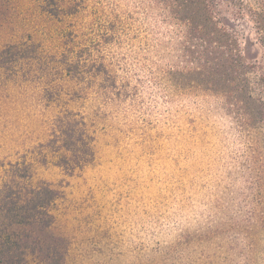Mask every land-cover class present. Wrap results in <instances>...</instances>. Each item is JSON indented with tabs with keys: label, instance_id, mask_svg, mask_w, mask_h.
Instances as JSON below:
<instances>
[{
	"label": "rangeland",
	"instance_id": "374dc122",
	"mask_svg": "<svg viewBox=\"0 0 264 264\" xmlns=\"http://www.w3.org/2000/svg\"><path fill=\"white\" fill-rule=\"evenodd\" d=\"M136 2L0 0V179L56 192L20 264H264V126L179 83L193 53Z\"/></svg>",
	"mask_w": 264,
	"mask_h": 264
},
{
	"label": "trees",
	"instance_id": "16d2710c",
	"mask_svg": "<svg viewBox=\"0 0 264 264\" xmlns=\"http://www.w3.org/2000/svg\"><path fill=\"white\" fill-rule=\"evenodd\" d=\"M136 5L176 29L178 53H193L179 83H193L202 94L218 98L243 127L264 126V58L251 55L264 53V0H137ZM129 18L135 20L134 14ZM115 29V22L106 27L107 43ZM37 47L30 51L27 43H10L2 52L35 53ZM60 133L73 138L78 129L65 121ZM92 154L88 143L74 164L88 162ZM9 167L0 179V264H20L32 242L30 225L44 230L52 224L56 192L49 184L27 185V166Z\"/></svg>",
	"mask_w": 264,
	"mask_h": 264
}]
</instances>
